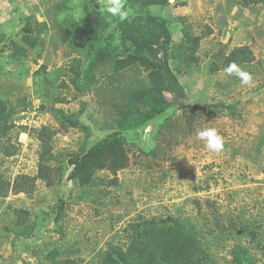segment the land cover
<instances>
[{
	"label": "rangeland",
	"instance_id": "1",
	"mask_svg": "<svg viewBox=\"0 0 264 264\" xmlns=\"http://www.w3.org/2000/svg\"><path fill=\"white\" fill-rule=\"evenodd\" d=\"M105 2L0 0V125H11L0 138V264H108L134 226L169 217L194 230L209 264H232L238 249L264 264V0H125L122 21L101 12ZM244 45L246 85L223 67ZM166 55L168 107L120 130L123 111L141 120L129 97L149 89ZM58 108L80 112L79 125L64 126ZM42 126L56 130L54 182L37 177L17 192L19 177L38 174ZM203 127L218 130L222 152L195 138ZM106 134L126 165L82 186L69 159Z\"/></svg>",
	"mask_w": 264,
	"mask_h": 264
},
{
	"label": "trees",
	"instance_id": "2",
	"mask_svg": "<svg viewBox=\"0 0 264 264\" xmlns=\"http://www.w3.org/2000/svg\"><path fill=\"white\" fill-rule=\"evenodd\" d=\"M156 1L159 2L160 0ZM239 1L244 5H249L259 0ZM158 28L159 37L171 38L170 28L165 18L159 20ZM250 60H252V53L248 46L236 47L225 57L223 67L233 62L239 65ZM73 71L75 73L74 81L79 82L81 80L80 74L76 72L75 68ZM165 71L170 75L167 55L163 59V66L160 71L154 70L150 73L149 89H138L133 91L129 97L131 99L129 103L140 113L141 120L129 119L123 111V114L119 115L121 117L118 122L120 130L136 129L168 107L169 101L163 95V91H174V89L166 83L167 77L162 75L165 74ZM170 76L171 78L174 77ZM173 84L183 91V87L178 85L177 81ZM55 110H57V116L64 126L79 125L80 112L75 115H68L60 108ZM10 128L11 125H0V138ZM55 134L56 130L48 126H42L39 129L37 136L42 143L43 150L40 153L38 174L33 178L19 177L18 179L21 181H16L14 184L17 192L24 189L23 186L31 187L37 177L50 184L54 182V170L48 161L52 157V139ZM69 162L74 165L73 171L70 173L71 178H75L82 186H88L97 169L109 167L115 171L126 165L127 157L118 136L106 134L96 140L83 155L71 157ZM138 225L139 228H137ZM134 229L136 234L131 239L127 249L112 246L107 252L108 264H209V255L200 246L194 230H191L177 218L169 217L160 223L155 219L144 220L134 226ZM262 250L264 251V244ZM232 256V264H256L245 250L238 249L233 252Z\"/></svg>",
	"mask_w": 264,
	"mask_h": 264
},
{
	"label": "clouds",
	"instance_id": "3",
	"mask_svg": "<svg viewBox=\"0 0 264 264\" xmlns=\"http://www.w3.org/2000/svg\"><path fill=\"white\" fill-rule=\"evenodd\" d=\"M174 0H169V3H173ZM125 0H106L101 7V12L106 13L110 18H115L120 21L127 18L128 13L124 11ZM224 71L229 74H235L242 84H249L252 80V76L249 72L241 69L235 62L230 63L224 68ZM195 138L204 142V147L214 153H220L224 150V140L219 134L218 130L214 127L198 128L195 131Z\"/></svg>",
	"mask_w": 264,
	"mask_h": 264
},
{
	"label": "water",
	"instance_id": "4",
	"mask_svg": "<svg viewBox=\"0 0 264 264\" xmlns=\"http://www.w3.org/2000/svg\"><path fill=\"white\" fill-rule=\"evenodd\" d=\"M14 260H15V257H12V263H13Z\"/></svg>",
	"mask_w": 264,
	"mask_h": 264
}]
</instances>
